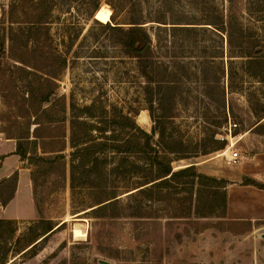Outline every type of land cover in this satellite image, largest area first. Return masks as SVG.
Wrapping results in <instances>:
<instances>
[{"label": "rangeland", "instance_id": "374dc122", "mask_svg": "<svg viewBox=\"0 0 264 264\" xmlns=\"http://www.w3.org/2000/svg\"><path fill=\"white\" fill-rule=\"evenodd\" d=\"M90 1L0 0V39L11 28L19 32L12 35L17 42L24 35L37 36L29 45L36 53L20 47L16 53L38 59L36 64L45 68L55 62L52 53L65 58L54 80L60 115L81 113L80 107L98 100L109 116L136 113V122L150 132L147 80L137 58L104 24L112 15L111 24L126 29L133 15L140 16L158 80L151 86H160L153 94L154 114L164 110L172 115L165 119L164 141L199 152L172 161L173 169L193 163L199 172L230 180L226 190L243 216H227V207L224 217L220 209L196 216L188 189L173 185L136 197L122 187L116 206L97 216L93 208L107 194L71 190L68 173L62 179L33 171L47 163L37 166L33 158L21 161L14 153L16 141L8 136L24 130L36 102L26 99L28 75L0 53V166L6 174L18 173L14 198L0 206V264H102L98 259L109 264H264V189L240 184L243 175L264 183V0H100L94 14ZM39 17L46 22L36 28L32 22ZM254 45L259 56H250ZM11 71L15 83L7 80ZM142 114L146 124L139 120ZM119 133L116 143L122 144L127 133ZM203 148L218 149L202 154ZM235 150L240 158L231 163L229 154ZM70 152L67 141V161ZM37 154L43 153L38 149ZM110 154L109 167L122 154L129 162L137 156ZM140 175L133 170L109 173V186L130 184ZM49 225L53 228L42 235Z\"/></svg>", "mask_w": 264, "mask_h": 264}, {"label": "trees", "instance_id": "16d2710c", "mask_svg": "<svg viewBox=\"0 0 264 264\" xmlns=\"http://www.w3.org/2000/svg\"><path fill=\"white\" fill-rule=\"evenodd\" d=\"M37 1L42 2V0ZM89 7L91 13L94 14L100 8V0H91ZM51 9L52 6L49 5L46 9L47 13ZM98 12L103 14L104 8ZM112 18L113 16L110 15V19L104 24L109 27L116 42L124 47L125 52L137 58L139 72L147 80L144 91L146 109L153 121L150 132L136 122L134 118L136 113L124 114L120 111L116 115L109 116L98 100H93L89 105L80 107L81 113L66 117L65 112L61 111L60 115V110L55 107V102L60 100V96H58L54 80L64 68L65 58L52 53L55 62L47 63V68H45L36 64L38 60L36 58L28 60L19 56L16 53L18 47L23 51L36 53L35 49L29 48V45L30 43L35 44L38 39L37 36L30 38L31 36L24 35L22 41L17 42L12 35L17 36L19 32L12 31L11 28L10 32L0 39V53L5 54L6 58L13 62L14 68H18L24 71L26 76L28 75L27 85L29 88L26 90V99L32 101L35 98L36 102L33 112L26 114L24 130L8 136L16 141L14 153L19 156L21 161L29 157L33 158V162L37 166L39 163H47L46 168H36L33 171L50 172V175L57 174L62 179L68 173L71 190L85 188L90 191L98 190L100 194H107V197L98 200L97 206L93 208L97 216H104L108 210L116 206L119 202L118 190L122 187H128L127 191L131 190L128 195L136 197L137 195L147 196L153 188L161 190L173 185L177 190L188 189L190 201L193 204L192 211L196 216H212L216 214V209H220L221 217H224L227 207L226 186L231 183L230 180L199 172L193 163L173 169L172 161L188 159L198 155L199 152L188 144L182 143L181 148H173L164 141L165 119L172 115L164 110L159 115L154 114L153 94L160 92V86L158 85L155 89L151 86L152 82L157 83L158 80L151 69L153 64L151 40L141 25L140 16L133 15L129 21L130 26L126 29L116 23L111 24ZM45 22L44 18L39 17L35 22H32V25L37 28L44 25ZM6 38L10 41L8 45L5 44ZM250 52L252 53L250 56L262 54L260 50L257 51L256 45L252 46ZM16 62L20 64L18 65ZM8 77V81L15 83L13 71L9 73ZM30 104L34 105L33 101ZM62 104L64 109V103L62 102ZM159 105L162 108V102ZM119 131L127 133L126 142L122 144L116 143L120 135ZM155 134H157V138L154 140ZM67 141L71 147L68 161L63 154ZM163 144L165 146H162ZM26 146H30V149L27 150ZM38 149L41 150L42 155L37 154ZM216 149L218 148L212 150L203 148L201 153L206 154ZM126 151L134 152L137 155L136 158L129 162L127 156L122 154L123 156L119 157L118 162L109 167V159L112 155L110 152L126 153ZM170 152H178V154L169 158L168 153ZM66 164L68 165L66 166ZM131 170L141 175L137 176L130 184L127 182L118 187L109 186V173L122 175ZM35 178L31 172L30 179L33 183H35ZM17 180L18 173L16 171L0 179V206H5L13 197ZM240 184L264 189V183L246 175L242 176ZM111 215L117 216L118 214ZM52 228L53 226L49 225L42 235Z\"/></svg>", "mask_w": 264, "mask_h": 264}, {"label": "crops", "instance_id": "0c3cea01", "mask_svg": "<svg viewBox=\"0 0 264 264\" xmlns=\"http://www.w3.org/2000/svg\"><path fill=\"white\" fill-rule=\"evenodd\" d=\"M8 175L9 174H6V173L3 172L2 167L0 166V179H2L3 177H6ZM245 186H247V185H245ZM14 195L11 198L10 201H12V199L14 198ZM232 202H233V198L229 195V192L227 191V216H229V217H240V216H243V212H241L240 209H235L234 210V208L232 206ZM28 210H30V208H28Z\"/></svg>", "mask_w": 264, "mask_h": 264}, {"label": "built area", "instance_id": "2783aa9c", "mask_svg": "<svg viewBox=\"0 0 264 264\" xmlns=\"http://www.w3.org/2000/svg\"><path fill=\"white\" fill-rule=\"evenodd\" d=\"M240 158L239 154H238V151H232L230 154H229V161L231 163H235L238 159Z\"/></svg>", "mask_w": 264, "mask_h": 264}, {"label": "bare ground", "instance_id": "6f19581e", "mask_svg": "<svg viewBox=\"0 0 264 264\" xmlns=\"http://www.w3.org/2000/svg\"><path fill=\"white\" fill-rule=\"evenodd\" d=\"M139 120L141 122H143V124H146L148 122V120H147V118H146V116L144 114L139 116Z\"/></svg>", "mask_w": 264, "mask_h": 264}, {"label": "water", "instance_id": "95a60500", "mask_svg": "<svg viewBox=\"0 0 264 264\" xmlns=\"http://www.w3.org/2000/svg\"><path fill=\"white\" fill-rule=\"evenodd\" d=\"M260 236L264 238V232H263V233H261V234H260ZM98 261H99V262H101L102 264H109V262H108V261H106V260H101V259H98Z\"/></svg>", "mask_w": 264, "mask_h": 264}]
</instances>
